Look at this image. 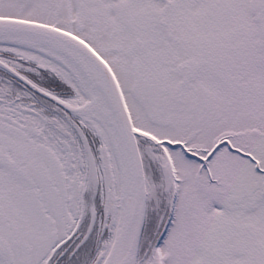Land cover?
Here are the masks:
<instances>
[{
	"label": "snow or ice",
	"instance_id": "6c2138e0",
	"mask_svg": "<svg viewBox=\"0 0 264 264\" xmlns=\"http://www.w3.org/2000/svg\"><path fill=\"white\" fill-rule=\"evenodd\" d=\"M0 264H264V0H0Z\"/></svg>",
	"mask_w": 264,
	"mask_h": 264
}]
</instances>
